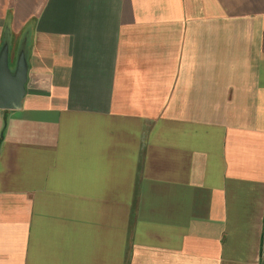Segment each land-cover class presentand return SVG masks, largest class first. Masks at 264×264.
I'll return each mask as SVG.
<instances>
[{
    "label": "crops",
    "instance_id": "obj_1",
    "mask_svg": "<svg viewBox=\"0 0 264 264\" xmlns=\"http://www.w3.org/2000/svg\"><path fill=\"white\" fill-rule=\"evenodd\" d=\"M4 37L0 264H264V0H0Z\"/></svg>",
    "mask_w": 264,
    "mask_h": 264
},
{
    "label": "water",
    "instance_id": "obj_2",
    "mask_svg": "<svg viewBox=\"0 0 264 264\" xmlns=\"http://www.w3.org/2000/svg\"><path fill=\"white\" fill-rule=\"evenodd\" d=\"M12 42L5 38L0 48V110L14 111L22 107L29 75L28 42L18 48L14 67L11 65Z\"/></svg>",
    "mask_w": 264,
    "mask_h": 264
},
{
    "label": "rangeland",
    "instance_id": "obj_3",
    "mask_svg": "<svg viewBox=\"0 0 264 264\" xmlns=\"http://www.w3.org/2000/svg\"><path fill=\"white\" fill-rule=\"evenodd\" d=\"M23 37H25V36H23ZM4 39H5V37H4ZM10 41H11V40H10ZM11 42H12V41H11ZM21 42H22V41H21ZM20 44H21V43H19V42H18V44L16 45V46H17V48H19V47H20ZM11 65H12V67H14V64H11Z\"/></svg>",
    "mask_w": 264,
    "mask_h": 264
}]
</instances>
